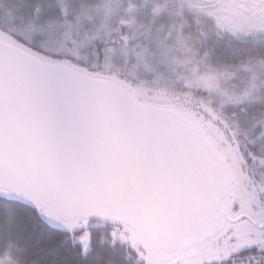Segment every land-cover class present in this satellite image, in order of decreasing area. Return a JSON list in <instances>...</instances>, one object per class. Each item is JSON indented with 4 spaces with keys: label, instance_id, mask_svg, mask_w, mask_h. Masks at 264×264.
I'll return each mask as SVG.
<instances>
[{
    "label": "snow or ice",
    "instance_id": "snow-or-ice-1",
    "mask_svg": "<svg viewBox=\"0 0 264 264\" xmlns=\"http://www.w3.org/2000/svg\"><path fill=\"white\" fill-rule=\"evenodd\" d=\"M0 264H264V0H0Z\"/></svg>",
    "mask_w": 264,
    "mask_h": 264
}]
</instances>
